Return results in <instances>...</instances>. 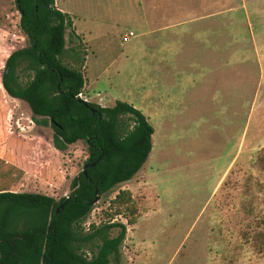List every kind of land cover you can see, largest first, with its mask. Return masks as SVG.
<instances>
[{
  "label": "rangeland",
  "instance_id": "1",
  "mask_svg": "<svg viewBox=\"0 0 264 264\" xmlns=\"http://www.w3.org/2000/svg\"><path fill=\"white\" fill-rule=\"evenodd\" d=\"M55 3L81 41L65 30L61 60L79 66L69 49L84 51L78 97L126 101L153 128L142 166L81 221L83 231L124 224L109 264H264V0ZM17 22L14 0H0V79L7 55L28 44ZM35 119L0 84V189L57 201L81 172L85 143L56 149L49 124ZM122 189L133 224L110 215Z\"/></svg>",
  "mask_w": 264,
  "mask_h": 264
},
{
  "label": "trees",
  "instance_id": "2",
  "mask_svg": "<svg viewBox=\"0 0 264 264\" xmlns=\"http://www.w3.org/2000/svg\"><path fill=\"white\" fill-rule=\"evenodd\" d=\"M19 29L28 44L11 51L4 61L0 84L4 92L26 103L31 117H41L52 130L56 149L81 140L88 167L70 182V192L57 201L34 192L0 189V264H109L116 262L125 226L119 221H81L89 212L94 193L102 195L130 179L145 162L153 128L145 115L130 103L115 99L111 106L80 101L83 48L71 47L73 66L61 60L65 30L74 33L67 13L54 0H14ZM80 98V99H79ZM95 111L91 113L89 108ZM126 116L129 125L120 118ZM61 204V207L59 205ZM110 215L135 221V209L127 190H118L109 201ZM58 208L57 213L55 209ZM116 232L110 235V231ZM86 251L88 256L85 255Z\"/></svg>",
  "mask_w": 264,
  "mask_h": 264
},
{
  "label": "water",
  "instance_id": "3",
  "mask_svg": "<svg viewBox=\"0 0 264 264\" xmlns=\"http://www.w3.org/2000/svg\"><path fill=\"white\" fill-rule=\"evenodd\" d=\"M80 99V98H79ZM80 101L82 102V103H86V100H84V99H80ZM90 109V111H91V113H94V109L93 108H89ZM95 163V161H93V162H91V163H89V164H83V166H82V169H81V172H82V174L83 175H85V171H86V169L88 168V167H90V166H92L93 164ZM98 199V195L97 194H95L94 193V197H93V199L91 200V204H93L96 200ZM59 207H61V204L59 205ZM57 211H58V208H56L55 209V212L57 213Z\"/></svg>",
  "mask_w": 264,
  "mask_h": 264
},
{
  "label": "built area",
  "instance_id": "4",
  "mask_svg": "<svg viewBox=\"0 0 264 264\" xmlns=\"http://www.w3.org/2000/svg\"><path fill=\"white\" fill-rule=\"evenodd\" d=\"M127 35H131V32H127V34H125V35L123 36V39H126V38H127ZM78 96H80V94H78Z\"/></svg>",
  "mask_w": 264,
  "mask_h": 264
},
{
  "label": "crops",
  "instance_id": "5",
  "mask_svg": "<svg viewBox=\"0 0 264 264\" xmlns=\"http://www.w3.org/2000/svg\"><path fill=\"white\" fill-rule=\"evenodd\" d=\"M54 5H55V7H56V3H55V0H54ZM57 8V7H56ZM61 11V10H60ZM63 12V11H62ZM65 13H67V12H65ZM172 67H173V65H172ZM153 81V80H152Z\"/></svg>",
  "mask_w": 264,
  "mask_h": 264
}]
</instances>
